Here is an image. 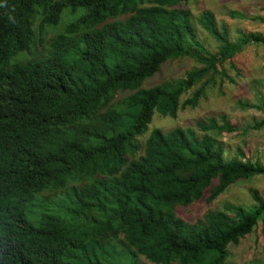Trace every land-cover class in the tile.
<instances>
[{"label":"trees","instance_id":"trees-1","mask_svg":"<svg viewBox=\"0 0 264 264\" xmlns=\"http://www.w3.org/2000/svg\"><path fill=\"white\" fill-rule=\"evenodd\" d=\"M190 1L0 0V264H227L264 226L254 188L248 206L225 204L193 223L175 213L264 177L263 161L242 146L231 156L218 139L240 131L227 115L141 140L155 114L175 119L235 84L224 65L239 76L231 59L264 46L259 33L232 41ZM181 59L194 63L183 76L143 87ZM237 106L264 115L263 101ZM248 129H264V117Z\"/></svg>","mask_w":264,"mask_h":264},{"label":"rangeland","instance_id":"rangeland-1","mask_svg":"<svg viewBox=\"0 0 264 264\" xmlns=\"http://www.w3.org/2000/svg\"><path fill=\"white\" fill-rule=\"evenodd\" d=\"M187 7L191 9L194 16L202 11L212 12L218 24H224L228 28L232 41H236L242 33L264 34V24L261 22L249 19H232L227 16L230 11H238L246 14L249 18L264 17V0H191ZM52 35L51 32L47 36L43 48L47 49V41ZM200 37L211 51L216 50V42L208 33L200 30ZM231 61L236 65L240 73L239 76L229 70L227 64L224 67L234 78L235 84L226 82L220 88L217 86L208 90L207 97L201 99L197 107L179 110L175 119L155 114L147 134L141 140H145L153 129L168 132L175 127L192 126L196 120L225 114L230 123L240 129L238 133L222 134L218 137L226 144L229 155L233 156L235 148L242 146L247 157L260 159L264 162V129L246 130L253 119H262L264 115L256 110L242 111L237 106L238 102H248L249 104L264 102V46L249 45L241 53L236 54ZM193 65L194 63L189 59L172 61L161 67L160 71L152 78L146 80L143 87L149 88L168 78L181 77ZM125 95L118 94L116 99ZM187 97L185 95L181 102ZM250 188L257 189L259 193L264 194V177H258L249 182L236 183L211 204L202 199L188 207L176 208L175 213L186 222L193 223L208 210H222L225 204L248 206L251 204L248 192ZM31 209L34 208L29 207V210ZM141 261L151 264L142 259ZM227 264H264V226L259 224L253 234L243 239L237 247L230 249Z\"/></svg>","mask_w":264,"mask_h":264},{"label":"clouds","instance_id":"clouds-1","mask_svg":"<svg viewBox=\"0 0 264 264\" xmlns=\"http://www.w3.org/2000/svg\"><path fill=\"white\" fill-rule=\"evenodd\" d=\"M66 22H67L66 17H63V19L61 20V24H60V26L57 28L56 32H61ZM34 46H35V49H34V51H35V50H38V49L42 48L43 44H41V45H40V44H36V45H34ZM149 133H150V132H149Z\"/></svg>","mask_w":264,"mask_h":264}]
</instances>
